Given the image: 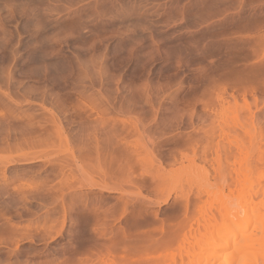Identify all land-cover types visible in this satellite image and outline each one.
<instances>
[{
  "label": "rangeland",
  "instance_id": "1",
  "mask_svg": "<svg viewBox=\"0 0 264 264\" xmlns=\"http://www.w3.org/2000/svg\"><path fill=\"white\" fill-rule=\"evenodd\" d=\"M245 147L264 0H0V264H186Z\"/></svg>",
  "mask_w": 264,
  "mask_h": 264
},
{
  "label": "bare ground",
  "instance_id": "2",
  "mask_svg": "<svg viewBox=\"0 0 264 264\" xmlns=\"http://www.w3.org/2000/svg\"><path fill=\"white\" fill-rule=\"evenodd\" d=\"M247 148L238 149L242 155L238 164L241 178L239 183L237 179L230 178L229 182L235 188L233 186L234 189L228 190L227 194L217 187L209 186L203 165L199 167L201 163H197V167L190 159L189 165H195V168L192 170L189 165L186 168L192 171L193 180L201 181V189L197 192L202 190L204 193L197 194L206 195L207 198L213 195L219 216L209 217L207 224L204 221L202 230L194 235L196 249L185 253L186 264H264V167L261 166L263 161L257 157L254 167L248 165ZM234 190L237 195H234Z\"/></svg>",
  "mask_w": 264,
  "mask_h": 264
}]
</instances>
